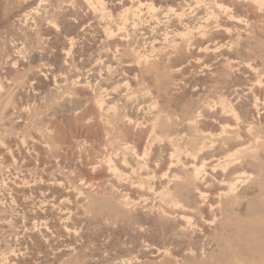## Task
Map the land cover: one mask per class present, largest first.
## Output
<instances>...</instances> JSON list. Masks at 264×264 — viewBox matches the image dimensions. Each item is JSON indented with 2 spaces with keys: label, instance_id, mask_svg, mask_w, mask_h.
Segmentation results:
<instances>
[{
  "label": "rangeland",
  "instance_id": "rangeland-1",
  "mask_svg": "<svg viewBox=\"0 0 264 264\" xmlns=\"http://www.w3.org/2000/svg\"><path fill=\"white\" fill-rule=\"evenodd\" d=\"M88 1L0 0V261L58 264L51 259L63 249L69 258L61 264H264V0H93V9ZM94 12L108 40L87 21ZM117 152L121 182L105 176ZM228 153L238 174L260 175L245 195L218 204L221 181L206 164ZM122 155L137 157L134 170ZM194 166L200 178L176 177ZM196 191L203 192L198 203L191 200ZM46 208L51 213L37 217ZM166 209L192 231L171 229L161 216ZM33 227L42 230L38 240Z\"/></svg>",
  "mask_w": 264,
  "mask_h": 264
},
{
  "label": "bare ground",
  "instance_id": "bare-ground-1",
  "mask_svg": "<svg viewBox=\"0 0 264 264\" xmlns=\"http://www.w3.org/2000/svg\"><path fill=\"white\" fill-rule=\"evenodd\" d=\"M43 1V0H42ZM46 1V0H45ZM45 1H43V2H45ZM96 1V0H95ZM94 1V2H95ZM105 1V0H104ZM107 1V0H106ZM132 0H130V2H131ZM139 1V0H138ZM137 1V3H140V2H138ZM186 1V0H185ZM38 2H40L39 0H38ZM37 2V3H38ZM43 2H40V3H43ZM58 2H59V0H58ZM89 2H90V4L93 2V0H92V2L91 1H88V2H84V4L87 6V8H88V4H89ZM101 2V1H100ZM255 2V1H254ZM259 2V1H258ZM36 3V4H37ZM99 3V2H98ZM104 3V2H103ZM108 3H110V5H113V4H117L118 3V0H108ZM107 3V4H108ZM119 3H120V1H119ZM255 3H257V2H255ZM101 4V3H100ZM121 4V3H120ZM128 4V6H130L129 5V3H127ZM187 4H188V2H187ZM102 5V4H101ZM101 5H99L97 8H99ZM134 5V4H133ZM141 5V4H140ZM194 5H195V3H194ZM37 7L39 6V3H38V5H36ZM105 6V3H104V5L102 6V7H104ZM108 6H109V4H108ZM90 7H92V4L89 6V8L88 9H90ZM93 7H95L94 5H93ZM93 7H92V9H93ZM134 7V6H133ZM137 7H139V4H138V6ZM178 7H179V5H178ZM182 7H184V6H182ZM187 6H185V8H186ZM190 7V6H189ZM189 7H188V9H189ZM192 7V6H191ZM198 7V6H197ZM97 8H96V10H97ZM101 8V7H100ZM106 8V7H105ZM104 8V9H105ZM121 8V7H120ZM129 8V7H128ZM135 8V7H134ZM141 8H142V6H141ZM140 8V9H141ZM177 8V7H176ZM200 8V7H199ZM44 9V8H43ZM81 9V8H80ZM108 8H106L105 10H107ZM110 9V8H109ZM122 9H123V7H122ZM126 9H127V7H126ZM140 9H137V10H140ZM174 9V8H173ZM184 9V8H183ZM187 9V10H188ZM191 9V8H190ZM223 9H225V8H223ZM35 10L36 11H38L36 8H35ZM46 10V9H45ZM100 10V9H99ZM103 10V9H102ZM131 10H133V9H131ZM134 10H136V9H134ZM135 11L136 13L137 12H139V11ZM143 11H145V9H142ZM43 11V10H42ZM82 11H83V9H82ZM93 11H95V10H93ZM98 11V10H97ZM167 11V10H166ZM173 11V10H172ZM175 11V10H174ZM183 10H180V13H183L182 12ZM186 11V10H185ZM195 11H196V9H195ZM225 11V10H224ZM262 11V10H261ZM38 12H40V11H38ZM38 12H36L37 14H39ZM99 12V11H98ZM101 12V11H100ZM103 13H104V11H102ZM107 12H109V10H107ZM122 12H123V10H122ZM125 12H126V10H125ZM134 12V13H135ZM140 12H142V11H140ZM152 12H153V10H152ZM168 12H169V10H168ZM168 12H165V14L164 13H162V14H164V15H166V14H168ZM227 12V11H226ZM35 13V12H34ZM33 13V14H34ZM90 13V12H89ZM97 13V12H96ZM102 13V14H103ZM124 13V12H123ZM131 13H133V12H131ZM145 13V12H144ZM149 13V12H148ZM147 13V14H148ZM173 13V12H172ZM176 13H178L177 11H176ZM185 13V12H184ZM200 13V12H199ZM225 13V12H224ZM63 14V13H62ZM108 15H110L109 13H107ZM122 13H120V15H121ZM192 14V13H191ZM230 14V13H229ZM66 15V14H65ZM88 15V14H87ZM99 15H101V14H99ZM98 15V16H99ZM105 15H106V11H105ZM137 15H138V13H137ZM139 15H140V13H139ZM138 15V16H139ZM163 15V16H164ZM169 15V14H168ZM168 15H166V17L168 16ZM231 15V14H230ZM40 16H42V14L40 15ZM88 16H90V15H88ZM128 16V14H127V12L123 15L122 14V16L121 17H119L120 18V20L121 19H123V18H126ZM132 17L134 16V14L133 15H131ZM151 16V15H150ZM154 16H156V14L154 15ZM162 16V15H161ZM176 16H181V15H176ZM227 16H229V15H227ZM68 17V16H67ZM99 17H102V19H103V17L104 16H99ZM108 17V16H107ZM137 17V16H136ZM172 17V16H171ZM171 17H169V18H171ZM183 17V16H182ZM222 17V16H221ZM66 18V17H65ZM138 18V17H137ZM141 18V17H140ZM148 18V17H147ZM193 18V17H192ZM225 18V17H224ZM72 19V18H71ZM87 19V21L88 22H91L92 23V25H94V26H96L97 28L99 27V22H98V19L96 18V15H95V12L90 16V17H88V18H86ZM105 19V18H104ZM132 19V18H131ZM134 19H136V18H134L133 17V20ZM151 19V18H150ZM159 19V18H158ZM181 19V18H180ZM230 19V18H229ZM124 20V19H123ZM129 20V19H128ZM142 20V19H141ZM157 20V19H156ZM166 20V19H165ZM184 20V19H183ZM61 21V20H60ZM64 21V20H63ZM69 21V20H68ZM132 21V20H131ZM135 21H137V20H135ZM140 21V20H139ZM138 21V22H139ZM159 21V20H158ZM196 21V20H195ZM207 21V20H206ZM20 22V21H19ZM67 22V21H66ZM85 22V21H84ZM112 22V21H111ZM122 22H124V21H122ZM122 22H120V25L122 26L123 24H122ZM125 22H127V21H125ZM155 22V21H154ZM181 22V21H180ZM183 22V21H182ZM181 22V23H182ZM226 22V21H225ZM27 23V22H26ZM31 23V22H30ZM29 23V25H31ZM61 23V22H60ZM65 23V22H64ZM87 23V22H86ZM151 23V22H150ZM163 23V22H162ZM194 23H196V22H194ZM28 24V23H27ZM27 24H25V25H27ZM88 24V23H87ZM101 24V23H100ZM132 24H133V22H132ZM131 24V22H130V26L132 25ZM135 24V23H134ZM143 24V23H142ZM200 24H202V23H200ZM227 24V23H226ZM111 25V24H110ZM118 27H117V29H120V26L118 25V24H116ZM137 25V24H136ZM150 25V24H149ZM153 25H154V23H153ZM186 25V24H185ZM197 25H199V24H197ZM208 25V24H207ZM28 26V25H27ZM52 26H53V24H52ZM157 26V25H156ZM155 26V27H156ZM187 26V25H186ZM192 26H193V24H192ZM201 26H204V24L203 25H201ZM209 26V25H208ZM25 27V26H24ZM30 27V26H29ZM51 27V26H50ZM83 27V26H82ZM89 27V26H88ZM124 27V26H123ZM126 27V26H125ZM132 27H133V25H132ZM160 27V26H159ZM174 27V26H173ZM197 27V26H196ZM57 28V27H56ZM109 28V27H108ZM136 28V27H135ZM194 28V27H193ZM201 28V27H200ZM204 28V27H203ZM106 29V28H105ZM116 29V31L118 32V30ZM187 29L189 30V28H187L186 27V29H184V30H186V33H187ZM196 29V28H195ZM195 29H194V31H195ZM197 29H198V27H197ZM109 30V29H108ZM110 30H112V29H110ZM121 30H123V28L121 29ZM150 30V29H149ZM199 30V29H198ZM52 31V30H51ZM106 31V30H105ZM113 31V30H112ZM126 31V30H125ZM166 31V30H165ZM168 31V30H167ZM49 32V31H48ZM109 32V31H108ZM111 32V31H110ZM109 32V33H110ZM116 32V33H117ZM127 32V31H126ZM141 32H142V30H141ZM189 32H190V30H189ZM191 32H193V31H191ZM84 33V32H83ZM99 33V34H98ZM98 35H100L101 36V38L102 37H104V39L105 40H108L109 39V36H106L105 35V33H104V31H102L101 29H99L98 28ZM150 33H152V32H150ZM203 33V32H202ZM115 34V33H114ZM165 34V36L166 35H168L169 33H164ZM163 34V35H164ZM176 34V33H175ZM189 34H192V33H189ZM200 34V33H199ZM56 35H57V33H54V37L56 38ZM96 35V34H95ZM109 35V34H108ZM140 35V34H139ZM185 35H188V34H185ZM185 35H183V38H184V36ZM205 34H203V36H204ZM94 36V35H93ZM110 36H111V33H110ZM127 36H129V35H127ZM145 35H143V37H144ZM154 36V35H153ZM180 36V35H179ZM182 36V35H181ZM48 37H49V35H48ZM113 37V36H112ZM137 37V36H136ZM251 37V36H250ZM58 38V37H57ZM59 38H61V36L59 37ZM73 38V37H72ZM100 38V39H101ZM114 38H116V37H114ZM113 38V39H114ZM123 36H122V34H121V32H120V37L118 38V39H120V42H122L123 41ZM125 38H127V37H125ZM124 38V39H125ZM177 38V37H176ZM188 38V37H187ZM194 38V37H193ZM199 38V37H198ZM229 38V37H228ZM257 38V37H256ZM63 39V38H62ZM75 39H76V37H75ZM80 39V38H79ZM99 39V40H100ZM103 39V40H104ZM112 39V38H111ZM129 39V38H128ZM144 40H145V38H143ZM153 39V38H152ZM151 39V40H152ZM166 40H167V38H165ZM173 39V38H172ZM178 39V38H177ZM59 40H61V39H59ZM70 40V39H69ZM69 40H67V41H69ZM93 40V39H92ZM98 40V39H97ZM156 40V39H155ZM155 40H154V42H155ZM254 40V39H253ZM252 40V41H253ZM262 40V39H261ZM71 41V40H70ZM72 41H73V39H72ZM165 41V40H164ZM188 41H190V40H188ZM187 41V42H188ZM210 41V40H209ZM255 41V40H254ZM260 41V40H259ZM54 42V41H53ZM52 42V43H53ZM57 42V41H56ZM168 42H169V40H168ZM173 42V41H172ZM171 42V43H172ZM191 42V41H190ZM198 43H200V42H198ZM243 43V42H242ZM261 43V42H260ZM55 44V43H54ZM53 44V45H54ZM88 44V43H87ZM92 44V43H91ZM152 44V43H151ZM164 44V43H163ZM178 44V43H177ZM189 44H192V43H189ZM230 44V43H229ZM63 46V45H65V42L64 41H60V43H59V45L58 46ZM69 45H71L70 43H69ZM115 45H116V42H115ZM174 45V44H173ZM202 45V44H201ZM225 45V44H224ZM263 45V44H262ZM55 46V45H54ZM57 46V47H58ZM72 46V45H71ZM176 46V45H175ZM188 46V45H187ZM194 46V45H193ZM192 46V47H193ZM206 46H207V44H206ZM218 46V45H217ZM226 46H227V44H226ZM69 47V46H68ZM94 47V46H93ZM190 47V46H189ZM218 47H220V46H218ZM65 48V47H64ZM137 48V47H136ZM140 48V47H139ZM143 48H144V46H143ZM143 48H141V49H143ZM166 48V47H165ZM200 48H202V47H200ZM216 48V47H215ZM241 48V47H240ZM62 49H63V47H62ZM67 49V48H66ZM92 49V48H91ZM132 49L134 50V48L132 47ZM145 49V48H144ZM157 49V48H156ZM187 49H189V48H187ZM206 49V48H205ZM205 49H203V50H205ZM212 49V48H211ZM218 49V48H217ZM56 50V49H55ZM74 50H76V49H74ZM147 49H145V51H146ZM152 50V48L150 49V51ZM154 50V49H153ZM152 50V51H153ZM164 50V49H163ZM195 50V49H194ZM201 50V49H200ZM221 50V49H220ZM226 50V49H225ZM228 50V49H227ZM58 51V50H57ZM63 51V50H62ZM103 51V50H102ZM137 51V50H136ZM135 51V52H136ZM139 52H141L140 50H138ZM137 51V52H138ZM149 51V52H150ZM152 51H151V53H152ZM186 51V50H185ZM190 51V50H189ZM213 51V50H212ZM55 52V51H54ZM64 52V51H63ZM70 52H72L71 50H70ZM111 52V51H110ZM117 52V51H116ZM167 52V51H166ZM172 52H173V50H172ZM208 52V51H207ZM58 53V52H57ZM56 53V54H57ZM176 53V52H175ZM224 53V52H223ZM241 53V52H240ZM35 54V53H34ZM47 54V53H46ZM68 54V53H67ZM70 54V53H69ZM112 54V53H111ZM142 54V53H141ZM141 54H139L138 56L139 57H141ZM146 54V53H145ZM168 54V53H167ZM59 55V54H58ZM61 55H63V54H61ZM105 55V54H104ZM169 55H170V53H169ZM209 55V54H208ZM226 55V54H225ZM230 55V54H229ZM262 55V54H261ZM51 56V55H50ZM56 56V55H55ZM64 56H67V55H65L64 54ZM70 56H71V54H70ZM98 56H99V54H98ZM113 56V55H112ZM117 56V55H116ZM165 56V55H164ZM167 56V55H166ZM173 56V55H172ZM52 57V56H51ZM61 57V56H60ZM74 57V56H73ZM109 57H110V55H109ZM114 57V56H113ZM144 57H146V56H144ZM151 57V56H150ZM156 57V56H155ZM79 58V57H78ZM108 58V57H107ZM169 58V57H168ZM261 58V57H260ZM52 60H53V57L51 58ZM65 59V58H64ZM63 59V60H64ZM108 59H110V58H108ZM138 59V57L137 58H135V60H137ZM142 59V58H141ZM140 59V60H141ZM166 59V58H165ZM231 59V58H230ZM233 59V58H232ZM236 59V58H235ZM234 59V60H235ZM263 59V58H262ZM21 60V59H20ZM62 60V59H61ZM69 60V59H68ZM140 60H139V62H140ZM163 60H164V58H163ZM221 60V59H220ZM57 61H58V59H57ZM102 60H101V58H100V62H101ZM112 61V60H111ZM128 61V60H127ZM55 63H56V60L54 61ZM137 62V61H136ZM145 62H147V58H146V61ZM144 62V63H145ZM262 62V61H261ZM20 63V62H19ZM59 63H60V60H59ZM63 63V62H62ZM70 63V62H69ZM97 63V62H96ZM107 62H105V64H106ZM109 63V62H108ZM241 63V62H240ZM94 64V63H93ZM110 64V63H109ZM138 64V63H137ZM69 65V64H68ZM111 66H112V64H110ZM158 65V64H157ZM247 65V64H246ZM13 66H15V65H13ZM106 67H111V66H107V65H105ZM93 67V66H92ZM98 67V66H97ZM96 67V68H97ZM100 67V66H99ZM98 67V68H99ZM58 68V67H57ZM107 68V69H108ZM134 68H136V67H134ZM54 69V68H53ZM100 69V68H99ZM109 69H111V68H109ZM108 69V70H109ZM43 70H45V68L43 69ZM74 70V69H73ZM116 70V69H115ZM244 70V69H243ZM245 70H247V69H245ZM257 70V69H256ZM53 71V70H52ZM66 71V70H65ZM133 71V70H132ZM242 71V70H241ZM258 71V70H257ZM257 71H256V73H257ZM39 72V71H38ZM42 72V71H41ZM44 72V71H43ZM47 72V71H46ZM70 72V71H69ZM110 72V71H109ZM233 72V71H232ZM52 73V72H51ZM122 73V72H121ZM124 73V72H123ZM126 73V72H125ZM34 74V73H33ZM47 74V73H46ZM50 74V73H49ZM80 74V73H79ZM45 75V74H44ZM78 75V74H77ZM107 75V74H106ZM120 75V74H119ZM256 75V74H255ZM54 76V75H53ZM86 76V75H85ZM94 76V75H93ZM111 76H112V74H111ZM116 76V75H115ZM260 76H261V74H260ZM262 76H263V74H262ZM36 77V76H35ZM43 77V76H42ZM55 77V76H54ZM67 77V76H66ZM75 77H76V75H75ZM118 76H116V78H117ZM74 78V77H73ZM84 78V77H83ZM93 78V77H92ZM108 78V77H107ZM121 78V77H120ZM130 78V77H129ZM189 78V77H188ZM259 78V77H258ZM54 79V78H53ZM63 79V78H62ZM72 78H70V80H71ZM122 79V78H121ZM126 79V78H125ZM261 79V78H260ZM260 79H258V83H259V80ZM55 80V79H54ZM65 80V79H64ZM73 80V79H72ZM80 80V79H79ZM110 80V79H109ZM76 81V80H75ZM115 81H116V79H115ZM122 81H124V80H122ZM256 81H257V77H256ZM262 81V80H261ZM260 81V82H261ZM118 82V81H117ZM129 82V81H128ZM73 83V82H72ZM71 83V84H72ZM76 83V82H75ZM79 83V82H78ZM124 83V82H123ZM131 83H132V81H131ZM67 84H68V82H67ZM121 84V83H120ZM128 84V83H127ZM127 84H125V85H127ZM262 84V83H261ZM84 85V84H83ZM89 85H90V82H89ZM103 85H104V83H103ZM252 85H254V83L252 84ZM121 86V85H120ZM119 86V87H120ZM128 86V85H127ZM85 87V86H84ZM89 87V86H88ZM101 87V86H100ZM104 87V86H103ZM91 88V87H90ZM172 88V87H171ZM228 88V87H227ZM243 88V87H242ZM164 89V88H163ZM194 89V88H193ZM250 88H248V90H249ZM105 90V89H104ZM247 90V89H246ZM258 90V89H257ZM92 91H93V89H92ZM116 91V90H115ZM119 91H120V89H119ZM86 92V91H85ZM107 92V91H106ZM109 92V91H108ZM117 92V91H116ZM118 93V92H117ZM112 94V93H111ZM115 94V93H114ZM173 94V93H172ZM254 94V93H253ZM23 95V94H22ZM106 95V94H105ZM117 95V94H116ZM257 95V94H256ZM264 95V94H263ZM107 96H108V94H107ZM107 96H105V97H107ZM111 96V95H110ZM254 96V95H253ZM258 96V95H257ZM97 96H95V98H96ZM222 97V96H221ZM112 98V97H111ZM220 98V97H219ZM218 98V100L219 101H221L220 99ZM100 99V98H99ZM121 99H122V97H121ZM237 99V98H236ZM254 99H257L256 98V96H255V98ZM263 99V98H262ZM105 100V99H104ZM123 100V99H122ZM228 100V99H227ZM259 100V99H258ZM103 101V100H102ZM107 101H109V99L107 100ZM225 101V100H224ZM224 101H223V105H225V103H224ZM229 101V100H228ZM235 101V100H234ZM262 101H264V100H262ZM97 102H98V100H97ZM100 102V101H99ZM112 102V101H111ZM227 102V101H226ZM72 103V102H71ZM221 103V102H220ZM219 103V104H220ZM246 104H247V102H245ZM73 104V103H72ZM109 104H113V103H108V105ZM216 104H218V103H216ZM222 104V103H221ZM231 104V103H230ZM245 104V105H246ZM99 105L101 106V105H103L102 103L100 104L99 103ZM223 105H220V106H222L223 107ZM229 104L227 103V105H226V107L228 106ZM253 105H254V103H253ZM231 106V105H230ZM99 107V106H98ZM103 107V106H102ZM221 107V108H222ZM229 107V106H228ZM244 107V106H243ZM64 108V107H63ZM133 108H134V106H133ZM254 108H256V107H254ZM102 109V108H101ZM112 109V108H111ZM217 109V108H216ZM224 108H222V109H220V110H223ZM244 109V108H243ZM250 109H252V108H250ZM103 110V109H102ZM109 110V109H108ZM113 110V109H112ZM229 110V109H228ZM254 110V109H253ZM256 111H257V109H255ZM224 111V110H223ZM231 111V110H230ZM232 111H233V108H232ZM231 111V112H232ZM105 112V111H104ZM226 112V111H225ZM230 112V113H231ZM258 112V111H257ZM107 113V112H106ZM229 113V112H228ZM233 113H236V112H233ZM233 113H231L232 115H233ZM248 113V111L246 110L245 111V114H247ZM252 113V112H251ZM254 113V112H253ZM109 114V113H108ZM256 114V113H255ZM255 114H253V115H255ZM258 114V113H257ZM221 115V114H220ZM235 115V118L237 117L236 115H238V114H234ZM259 115V114H258ZM104 117H105V115H104ZM257 117V116H256ZM136 118V117H135ZM147 118V117H146ZM153 118V117H152ZM107 119V118H106ZM131 119V118H130ZM256 119V118H255ZM255 119H254V121H255ZM136 121L138 120V119H135ZM148 120V122H149V119H147ZM237 118H236V122H237ZM240 120V119H239ZM128 121H129V119H128ZM130 121H132V120H130ZM145 122H147V121H145ZM152 122H154V121H152ZM151 122V123H152ZM259 122V121H258ZM257 122V123H258ZM248 123V122H247ZM134 124V123H133ZM230 124V123H229ZM246 124V123H245ZM256 124V123H255ZM152 125V124H151ZM221 125V124H220ZM224 125V124H223ZM226 125H228V124H225L224 126H226ZM230 125H232V124H230ZM237 125V124H236ZM251 125V124H250ZM234 126V125H233ZM248 126H249V124H248ZM247 126V127H248ZM252 126V125H251ZM223 127V126H222ZM250 127V126H249ZM226 128V127H225ZM230 128H231V126H230ZM223 130V129H222ZM234 130V129H233ZM251 129H249V131H250ZM223 131H225L224 133H226V129H224ZM238 131H239V129H238ZM220 133H221V128H220V131H219ZM229 131H227V133H228ZM234 132V131H233ZM219 133V134H220ZM232 133V132H231ZM251 133V132H250ZM150 134V133H149ZM149 134H147V135H149ZM217 134H218V132H217ZM218 134V135H219ZM223 134V133H222ZM230 134V133H229ZM221 135V134H220ZM237 135V134H236ZM239 136H240V134H238ZM260 135V134H259ZM142 136H143V134H142ZM238 136V137H239ZM261 136V135H260ZM154 137H156L155 135H154ZM258 137V136H257ZM236 138H237V136H236ZM254 138H256V137H254ZM145 139H148V138H145ZM258 140V139H257ZM128 141L131 143V141L130 140H128L127 139V144H129L128 143ZM142 141V140H141ZM152 141V140H151ZM212 141V140H211ZM211 141H208V142H211ZM214 141V140H213ZM33 142H35V141H33ZM120 142V141H119ZM153 142V141H152ZM151 142V143H152ZM233 142V141H232ZM250 142V141H249ZM124 143V142H123ZM122 143V144H123ZM139 143V142H138ZM144 143H145V141H144ZM147 143H149L148 141H147ZM207 143V142H206ZM212 143V142H211ZM211 143H209V145L211 144ZM146 144V143H145ZM214 144V143H213ZM131 145H133V144H131ZM200 145H202V144H200ZM207 145H208V143H207ZM206 145V146H207ZM125 146V145H124ZM138 146V145H137ZM147 146V145H146ZM211 146V145H210ZM123 147V146H122ZM121 147V148H122ZM129 147V146H128ZM216 147V146H215ZM240 147H242V146H239L238 148H240ZM244 147H246L245 145H244ZM135 148V147H134ZM137 148V147H136ZM149 149H150V147H148ZM237 148V149H238ZM255 148V147H254ZM124 149H127V147L125 148L124 147ZM148 149V150H149ZM228 149V148H227ZM237 149H233V150H235V151H238ZM258 149V148H257ZM120 150H123V149H120ZM132 150H134V149H132ZM143 150H145V149H143ZM157 150V149H156ZM155 150V151H156ZM232 150V151H233ZM243 150V149H242ZM110 151V150H109ZM112 151H113V149H112ZM116 151H117V149H116ZM154 151V152H155ZM234 151V152H235ZM239 151H241V150H239ZM132 152H134V151H132ZM136 152V151H135ZM113 153L114 152H112V155H113ZM123 153V152H122ZM107 154H109V153H107ZM161 154V153H160ZM262 154V153H261ZM115 155V157H113V160H114V162L113 163H111L110 161H111V157H109L108 158V160H107V167H108V172H109V174L108 175H105V176H109V178L111 179V180H113V181H116V180H119V178L121 177L120 175V166H117V164H115L116 162H118L119 163V160H120V153L119 152H117V153H115L114 154ZM126 155V154H125ZM138 155H140V154H138ZM236 155V154H235ZM107 156H110V154L109 155H107ZM124 158H126V159H122V160H127V164L125 165V166H127L128 165V167L129 168H131V169H133V168H135V167H133V166H135L136 165V163H137V157H133V156H124V155H122ZM136 156H137V154H136ZM142 156V155H141ZM202 156V155H201ZM223 156V155H222ZM101 157H102V155H101ZM206 157V156H205ZM104 158H105V156H104ZM210 158V157H209ZM217 158H218V156H217ZM239 158V157H238ZM237 158V159H238ZM244 158V157H243ZM99 159V158H98ZM179 159V158H178ZM102 160V159H101ZM121 160V161H122ZM144 160V159H143ZM177 160V159H176ZM182 160V159H181ZM187 160V159H186ZM205 160V159H204ZM204 160H202L203 162H205ZM208 160V159H207ZM218 164H213V162H210V163H207L206 164V166H207V168L206 169H209L210 170V172L216 177V178H219V180L221 181L220 183H219V185H221L222 187H221V191L219 192V195L217 196V202H218V204L219 203H222V202H226L227 200H234V198H236L238 195H245L246 193H247V190H248V188L251 186V184H252V182H254V181H257V180H254V179H258V177H259V175L260 174H257L256 173V175H252V173H246V171L248 170L247 168V170L246 171H241V173L240 174H238L237 172L238 171H236L234 168H235V166H237V163H238V160L236 161V158L234 157V155L231 153V154H229L228 153V155L226 154L225 155V157L222 159V160H219V159H217V160H215ZM124 162V161H123ZM189 162V161H188ZM122 163V162H121ZM175 163H178V162H175ZM206 163V162H205ZM253 163V162H252ZM257 163V162H256ZM255 163V164H256ZM124 164V163H123ZM143 164V163H142ZM173 164V163H172ZM87 165H91V164H87ZM144 165V164H143ZM142 165V166H143ZM179 165V164H178ZM181 165H184V164H181ZM192 165V164H191ZM203 165H204V163H203ZM202 165V166H203ZM244 165H245V163H244ZM258 165V164H257ZM92 166V165H91ZM91 166H89V168L91 167ZM95 166V165H94ZM147 166V165H146ZM145 166V167H146ZM264 166V165H263ZM85 167V166H84ZM93 167V166H92ZM138 167H140V166H138ZM198 167H201V166H198ZM251 167V166H250ZM147 168V167H146ZM183 168V167H182ZM241 168V167H240ZM126 169V168H125ZM140 169H142V168H139V170ZM250 169V168H249ZM91 170H94V168H91ZM98 170H101V169H98ZM134 170V169H133ZM241 170V169H240ZM123 171V170H122ZM128 171V170H127ZM172 171V170H171ZM124 172V171H123ZM198 172H200V169L199 168H197V167H190V168H184V169H179V170H177L176 171V177H185L186 175H191L192 177H194L195 179H198V178H200L199 177V175H198ZM93 173V172H92ZM102 173V172H101ZM125 173H126V171H125ZM206 173H207V171H206ZM205 173V174H206ZM96 174V173H95ZM128 174H129V172H128ZM174 174V175H175ZM126 175V174H125ZM203 174H201V176H202ZM212 175V177H214ZM100 176H102V175H100ZM105 176H102V178L104 177L105 179H106V177ZM263 176H264V174H263ZM172 177L173 178H175L173 175H172ZM214 177V178H215ZM261 177V176H260ZM9 178V177H8ZM122 178H123V176H122ZM203 178V177H202ZM215 178V179H216ZM40 179V178H39ZM94 179H95V177H94ZM97 179H98V177H97ZM126 179H127V176H126ZM208 179V178H207ZM263 179V178H262ZM261 179V180H262ZM25 180V179H24ZM35 180V179H34ZM107 180V179H106ZM123 180V179H122ZM161 180V179H160ZM202 180V179H201ZM212 180V179H211ZM254 180V181H253ZM5 182H6V180H4ZM37 181V180H36ZM108 181V180H107ZM120 181V180H119ZM213 181V180H212ZM222 181H224V182H222ZM3 182V181H2ZM4 182V183H5ZM18 182V181H17ZM52 182V181H51ZM121 182V181H120ZM179 181H177V180H175V181H173V182H171V183H169V184H172V187H170V188H172V189H174L175 187H177L178 185H179V183H178ZM210 182V181H209ZM261 182V181H260ZM10 183V182H9ZM16 183V182H15ZM29 183V182H28ZM202 183V182H201ZM8 184V183H7ZM191 184V183H190ZM200 184V183H199ZM203 184H207V183H203ZM2 185V184H1ZM18 185V184H17ZM148 185V184H147ZM152 185V184H151ZM254 185H257V184H254ZM253 187V186H252ZM252 187H250V188H252ZM257 187V186H256ZM255 187V188H256ZM4 188H5V186H4ZM152 188V187H151ZM170 188H168V189H170ZM254 188V187H253ZM3 189V188H2ZM53 189V188H52ZM153 189V188H152ZM152 189H150V190H152ZM165 189V188H164ZM211 189V188H210ZM220 189V188H219ZM257 189V188H256ZM197 190V189H196ZM253 190V189H252ZM251 190V191H252ZM154 191V190H153ZM162 191V190H161ZM165 191V190H164ZM186 191V190H185ZM206 191V190H205ZM6 192V191H5ZM90 192V191H89ZM154 192H158V190L156 191H154ZM168 191L166 190L165 191V193H167ZM217 192V191H216ZM248 192H249V190H248ZM254 192V191H253ZM258 192V191H257ZM3 193V192H2ZM94 193V192H93ZM118 193V192H117ZM160 193H163V192H160ZM194 193H196L195 195L194 194H192V197H191V200H192V202H197V201H199L200 199H201V196H202V194H203V192L202 191H196V192H194ZM206 193V192H205ZM260 193V192H259ZM4 194V193H3ZM113 194V193H112ZM216 193H214V195H215ZM162 195V194H161ZM167 195V194H166ZM176 195V194H175ZM259 195V194H258ZM114 196H116V195H114ZM209 196V195H208ZM106 197V196H105ZM165 197V196H164ZM190 197V196H189ZM241 197V196H240ZM3 198V197H2ZM168 198H169V196H168ZM1 199V198H0ZM180 199V198H179ZM247 199V198H246ZM109 200V199H108ZM118 200V199H117ZM171 200V199H170ZM204 200H205V198H204ZM207 200H208V198H207ZM95 201V200H94ZM175 201L176 200H174V203H175ZM201 201V200H200ZM213 201V200H212ZM252 201V200H251ZM256 201V200H255ZM55 202V201H54ZM190 202V201H189ZM188 202V203H189ZM210 202V201H209ZM262 202V201H261ZM113 203V202H112ZM146 203V202H145ZM174 203H172V205L174 204ZM178 202L176 201V203L175 204H177ZM198 203V202H197ZM216 203V202H215ZM245 203V202H244ZM257 203V202H256ZM57 204V203H56ZM119 204V207H120V203H118ZM125 204V203H124ZM129 204V203H128ZM130 204H131V202H130ZM148 204V203H147ZM201 204V203H200ZM213 204V203H212ZM212 204L210 203V205L212 206ZM55 206V204H53L52 203V206ZM126 205V204H125ZM136 205V204H135ZM45 206V205H44ZM94 206H96V205H94ZM188 206V205H187ZM251 206V205H250ZM255 206V205H254ZM3 207V206H2ZM133 207H134V205H133ZM161 207V206H160ZM1 208V207H0ZM70 208H71V206H70ZM124 208V207H123ZM157 208V207H156ZM264 208V207H263ZM67 209H68V207H67ZM126 209V208H125ZM215 209V208H214ZM219 209V208H218ZM39 210V209H38ZM41 210V209H40ZM127 210H129V209H127ZM139 210V209H138ZM253 210V209H252ZM57 211H58V209H57ZM144 211H146V210H144ZM214 211V210H213ZM216 211V210H215ZM62 212V211H61ZM139 212V211H138ZM180 212V211H179ZM218 212V211H217ZM251 212V211H250ZM32 213V212H31ZM46 213H51V209H49V208H46L44 211H41L39 214H38V216L37 217H39V218H41V216L43 215V214H46ZM242 213V212H241ZM251 213H253V212H251ZM262 213V212H261ZM135 214V213H134ZM140 214V213H139ZM141 214H142V211H141ZM171 214H173L172 216H170ZM217 214V213H216ZM244 214V213H243ZM258 214V213H257ZM246 215V214H245ZM141 216V215H140ZM142 216H144L143 218H145L146 220H149V218L150 217H147L146 215H142ZM153 216V215H152ZM161 216H166V218H170V220H171V222H170V226L169 227H171V229H176L177 230V233L178 234H181V235H183V236H185V235H187L189 232H191L192 231V227H189L190 225L189 224H187V223H185L184 221H183V219H182V216H177L176 214L174 215V212L173 211H171V210H169V209H166V210H163V212L161 213ZM167 216H169V217H167ZM212 216H213V214H212ZM217 216V215H216ZM261 216V215H260ZM68 217V216H67ZM215 217V216H214ZM221 217V216H220ZM254 217V216H253ZM51 218V217H50ZM55 218V217H54ZM142 218V217H141ZM153 218V217H152ZM151 218V219H152ZM162 218V217H161ZM166 218L165 219H163V220H166ZM247 218V217H246ZM260 218V217H259ZM150 219V220H151ZM156 219V218H155ZM217 219V218H216ZM52 220V219H51ZM211 220H214V219H211ZM252 220V219H251ZM34 221H36L35 219H34ZM153 221V220H152ZM151 221V222H152ZM189 221V220H188ZM39 222H41V221H39ZM149 222V221H148ZM214 222V221H213ZM36 223V222H35ZM165 223V222H164ZM192 223V222H191ZM197 223V222H196ZM210 223V222H209ZM255 223V222H254ZM257 223V222H256ZM32 224H33V222H32ZM31 224V225H32ZM57 224V223H56ZM245 224V223H244ZM39 225V224H38ZM211 225V224H210ZM248 225V224H247ZM258 225V224H257ZM44 226H45V228H46V226L47 225H45L44 224ZM52 226V225H51ZM167 226V227H168ZM196 226V225H195ZM198 226V225H197ZM39 227V226H38ZM53 227V226H52ZM166 227V228H167ZM212 227H213V225H212ZM254 226H252L251 228H253ZM34 229L32 230V234H33V236L38 240L39 238H41V236H40V234L42 233L41 231V228H35V227H33ZM48 228V227H47ZM60 228V227H59ZM67 228V227H66ZM198 228V227H197ZM249 228V227H248ZM32 229V228H31ZM43 229H44V227H43ZM49 229V228H48ZM70 229V228H69ZM169 229V228H168ZM256 229V228H255ZM254 229V230H255ZM199 230H202L201 228L199 229ZM244 230V229H243ZM245 230H246V228H245ZM244 230V231H245ZM253 230V231H254ZM260 230V229H259ZM258 230V231H259ZM44 231H45V229H44ZM234 231V230H233ZM48 232V231H47ZM201 232V231H200ZM58 233V232H57ZM142 233V232H141ZM237 233V232H236ZM242 233V232H241ZM240 233V234H241ZM254 233V232H253ZM169 234V233H168ZM195 234V233H194ZM31 235V234H30ZM51 235H52V233H51ZM239 235V234H238ZM252 235V234H251ZM250 235V236H251ZM260 235V234H259ZM66 235H64V237H65ZM78 236V235H77ZM53 237V236H52ZM249 237V236H248ZM51 238V237H50ZM144 238V237H143ZM252 238H254V237H252ZM69 239V238H68ZM71 239V238H70ZM240 239H241V237H240ZM36 240V241H37ZM75 240H76V238H75ZM177 240V239H176ZM181 240H183L182 238H181ZM236 240H238V238L236 239ZM235 240V241H236ZM57 241H59V240H57ZM64 241H66V240H64ZM64 241H62V242H64ZM179 241V240H178ZM246 241H249L248 239L246 240ZM67 242H69V241H67ZM71 242V241H70ZM252 242V241H251ZM246 243V242H245ZM20 244V243H19ZM42 244V243H41ZM69 245V244H68ZM67 245V246H68ZM71 245V244H70ZM77 245V244H76ZM50 246V245H49ZM67 246H66V248H67ZM245 246V245H244ZM63 247V246H62ZM45 248H47V246L45 247ZM64 248H65V246H64ZM69 248H70V246H69ZM162 248V247H161ZM161 248H160V250H161ZM169 248V247H168ZM60 249H61V247H60ZM79 249H81V248H79ZM152 248H150V250H151ZM155 249V248H154ZM164 249V248H163ZM263 249V248H262ZM66 250V249H65ZM75 250H76V247H75ZM126 250V249H125ZM160 250H156L155 251V253L158 255V257L159 256H162V257H164V258H166V260H167V254H168V252H162V251H160ZM166 250V249H165ZM188 250V249H187ZM129 251V250H128ZM132 251V250H131ZM167 251H170V250H168L167 249ZM190 251V250H189ZM198 251V250H197ZM201 251V250H200ZM44 252V251H43ZM76 252V251H75ZM82 252V251H81ZM191 252V251H190ZM262 252V251H261ZM53 253H54V251H53ZM131 253V252H130ZM4 254V253H3ZM74 254H76V253H74ZM80 254V253H79ZM86 254V253H85ZM244 254V253H243ZM253 254V253H252ZM5 255V254H4ZM133 255V254H132ZM146 255H149V254H146ZM3 256V255H2ZM6 256V255H5ZM82 256V255H81ZM124 256V255H123ZM144 256V255H143ZM182 256V255H181ZM84 257H85V255H84ZM127 257V256H126ZM136 257V256H135ZM134 257V258H135ZM157 257V256H156ZM188 257V256H187ZM0 258H1V256H0ZM15 258V257H14ZM49 258H51V257H49ZM69 258V255H68V253H66V252H64V250L62 249V250H58L57 249V252L53 255V257H52V262H57L58 264H61V263H65V261L67 260ZM123 258H125V257H123ZM122 258V259H123ZM204 258V257H203ZM263 258V257H262ZM4 259V258H3ZM46 259V258H45ZM128 259V258H127ZM137 259V258H136ZM197 259V258H196ZM50 260V259H49ZM126 260V259H125ZM124 260V261H125ZM129 260V259H128ZM128 260H127V262H128ZM132 260H133V258H132ZM170 260V259H169ZM2 261V260H1ZM0 261V264H10V263H7L5 260V262H1ZM8 261V260H7ZM11 262H12V259L10 260ZM122 261V260H121ZM135 261V260H134ZM133 261V262H134ZM13 262H15V261H13ZM123 262V261H122ZM133 262H131V263H133ZM169 262V261H168ZM42 263V262H41ZM71 263V262H70ZM97 263V262H96ZM46 264V263H45ZM56 264V263H55ZM129 264V263H128ZM158 264V263H157Z\"/></svg>",
  "mask_w": 264,
  "mask_h": 264
}]
</instances>
